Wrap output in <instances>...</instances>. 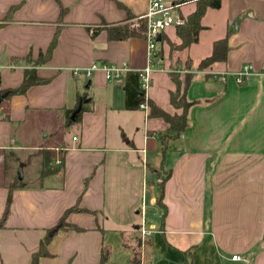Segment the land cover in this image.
I'll list each match as a JSON object with an SVG mask.
<instances>
[{
	"label": "crops",
	"instance_id": "crops-1",
	"mask_svg": "<svg viewBox=\"0 0 264 264\" xmlns=\"http://www.w3.org/2000/svg\"><path fill=\"white\" fill-rule=\"evenodd\" d=\"M16 5L0 25V264H31L46 236L48 256L37 264H99L102 254L103 264H264V0H220L202 18L198 41L183 50H169V42L179 43L175 28L161 34L167 53L145 99L179 112L170 106L174 85L166 74L174 63L190 68L185 98L194 103L184 133L166 140L165 151L160 137L172 135L168 126L148 117V105L127 110L121 82L103 71L145 67L143 39L108 41L104 28L143 15L148 0H0V23ZM57 30L50 59L34 66ZM226 35L225 62L198 69ZM92 63L98 70L82 74ZM246 65L253 70L240 85L214 78ZM29 69L48 81L7 99ZM76 95L85 105L91 100L90 110L66 126ZM42 150L62 162L60 172L41 177ZM33 158L31 182L22 173L4 216L13 170L32 168ZM149 208L158 221L144 229ZM62 217L80 231L59 229ZM141 229L149 235L137 248Z\"/></svg>",
	"mask_w": 264,
	"mask_h": 264
},
{
	"label": "trees",
	"instance_id": "trees-1",
	"mask_svg": "<svg viewBox=\"0 0 264 264\" xmlns=\"http://www.w3.org/2000/svg\"><path fill=\"white\" fill-rule=\"evenodd\" d=\"M194 4H195L194 10L185 17L184 24L175 28V35L179 40V43L173 47L175 50H183L189 47L191 44H194L198 41L199 33L203 29L201 25L202 18L204 17L207 9L219 8L220 0H195ZM19 7L20 5L12 6L7 11L3 19L1 20L0 25H2L4 22L11 21L13 13ZM64 12L65 10L60 6V13H59L58 21H61V16ZM132 18L133 17H131L130 15L128 16V20ZM104 30L106 32V37L108 41H124L128 39H133V38L144 39L146 25L143 20L139 21L138 27H131L129 23L123 22V23L110 25L104 28ZM92 32H93L92 36H94L95 32L94 31ZM58 34H59V30H57L56 33L54 34L50 42V45L48 46L45 53L43 54L40 53L34 61H31V63L34 66L44 64L50 59L51 53L56 44ZM227 35L224 38L219 39L213 43L211 54L208 57L202 59L198 63V69L200 70L205 69L215 62H225L226 54L228 52ZM158 52L160 54L161 49H159ZM137 73L138 72L136 71H129L125 73V75L122 78L121 86L124 92L125 108L130 111L137 110L140 104L146 103L149 108L148 117L158 118L162 120L168 126L167 132H170L172 135H163L160 137V141L162 145H164L162 150L165 151L166 150L165 148L166 140L172 139V138L173 139L179 138L180 135L184 133L187 127V124H188L187 123V112L194 103L188 102L186 100L185 91L189 85L190 78L192 75L190 73H187L183 75V78H181L178 74H175V73L170 72L168 74L170 81L174 85V90L169 92V103H170V106L175 111L176 110L179 111L178 113L168 114L164 112L163 110H161L153 101L145 99L144 93L139 88V80H138ZM47 81H48L47 79L39 78L36 75V72L34 69L25 70L20 86L16 89L9 90L6 98L8 99L9 97L13 95L24 94L29 87L33 85L44 84ZM85 99H86L85 96L76 95L75 107L72 110L66 111V115H65L66 117L65 125L66 126H70L71 124L79 121L82 113L90 110L89 104H91L90 103L91 100H89V103L85 105L84 104ZM78 108H80L79 112L74 116L73 119H71L73 113ZM39 153L42 156L41 177L46 176L51 173L60 172L62 170V164H61L62 162L60 161V164L52 163V160L50 156L48 155L49 154L48 151L42 150V151H39ZM20 186H23V183L22 181H18L17 178L14 179L13 183L7 186L9 190V194L7 196L4 216L8 210L11 189L14 187H20ZM162 192L160 193V197L157 199L156 202L158 205L161 206L163 210V217H164L165 206L161 204V199L163 197ZM73 210H77V209L75 208L68 209L64 213V216ZM58 228L65 229V230L80 231V229L75 226L65 224L64 217L61 218V221L58 224ZM48 242H49V237L47 236L40 242L38 251L32 255L31 264H37L38 258L48 256V253L46 251V246ZM105 260H106V256L105 254H102L99 264H103Z\"/></svg>",
	"mask_w": 264,
	"mask_h": 264
},
{
	"label": "built area",
	"instance_id": "built-area-1",
	"mask_svg": "<svg viewBox=\"0 0 264 264\" xmlns=\"http://www.w3.org/2000/svg\"><path fill=\"white\" fill-rule=\"evenodd\" d=\"M180 6L181 4L177 2L167 3L165 0H148L146 12L143 15L128 21L131 27H138L139 21L141 20H143L146 25L143 40L146 45L147 61L144 68L136 71L138 72L139 88L144 95L151 84L152 73L162 68L159 60L158 49L156 48L158 37H160L167 29L176 28L183 25L185 22V18L178 11ZM96 70H98L97 66L92 63L88 68L83 69L81 73L85 76H90ZM252 70L253 67L251 65H246L237 73L230 75L227 73H216L214 78L221 82H226L227 79L231 77L235 84L240 85L247 79L248 73ZM103 71L105 73L106 80L120 83L125 73L131 70L126 69L123 64L122 67L105 66L103 67ZM168 72L174 73L173 71ZM73 74L76 75L77 71H74ZM139 108L147 109V104L142 103L139 105ZM140 233L141 240L145 239L149 235V233L144 229H141ZM232 259L238 260L239 257L234 255L232 256Z\"/></svg>",
	"mask_w": 264,
	"mask_h": 264
},
{
	"label": "rangeland",
	"instance_id": "rangeland-1",
	"mask_svg": "<svg viewBox=\"0 0 264 264\" xmlns=\"http://www.w3.org/2000/svg\"><path fill=\"white\" fill-rule=\"evenodd\" d=\"M169 1V0H168ZM177 3H180L181 4V6H180V8L178 9V11L179 10H181V8H182V6H184V5H186V4H189V3H192V2H195V0H177L176 1ZM179 13H180V11H179ZM204 43H205V46L207 45V41H208V38H207V36L204 38ZM168 45H169V50L170 51H175V49L173 48L175 45H177L176 43H171V42H169L168 43ZM156 48L159 50V49H161V42H158L157 44H156ZM159 53V52H158ZM166 53L167 52H164L162 49H161V52H160V54H159V57L162 59V58H165L166 57ZM161 62V61H160ZM173 65H171V63H169V69L167 68V70L168 71H173L175 74H178L181 78H183V75H185V74H187V73H190L189 72V69L190 68H188L187 67V65H182V68H180V69H175L174 68V63H172ZM162 65V64H161ZM164 67V66H163ZM163 69V68H162ZM168 71H166V74L168 73ZM83 92H85V93H87V94H90L89 96H92L91 95V92L89 91V90H84ZM172 144H174V143H172L171 142V145ZM172 148V147H171ZM31 166H32V168H25L23 171H22V173H23V180H24V182H31V173L33 174L34 173V171H33V169L34 168H36L38 165H37V161H36V159L35 158H33L32 159V164H31ZM18 168L19 167H15L14 168V170H13V172H14V174L16 175L17 174V171H18ZM27 169V170H26ZM154 183H153V186H155V189H157V191H158V193L160 192V185H158V184H156L155 183V181H153ZM27 184H29V183H27ZM154 209H147V215H146V219H147V224H145L143 227H144V229H147V226H148V223H149V221L150 222H152L154 219L155 220H157L158 219V217H155L154 216ZM158 221V220H157ZM145 239H143V240H141V238H139L138 239V243L137 244H133L134 245V247H137V248H139L140 246H141V243L144 241Z\"/></svg>",
	"mask_w": 264,
	"mask_h": 264
},
{
	"label": "water",
	"instance_id": "water-1",
	"mask_svg": "<svg viewBox=\"0 0 264 264\" xmlns=\"http://www.w3.org/2000/svg\"><path fill=\"white\" fill-rule=\"evenodd\" d=\"M237 22H238V20L235 21V26H236V23H237ZM235 26H234V28L236 29ZM159 40H160V37H158L157 41H159ZM86 87L88 88V83L86 84ZM4 96H5V95H4ZM1 98H2V96H0V100H1ZM79 110H80V108H78V109L73 113L71 119L74 118V116L79 112ZM17 179H18L19 181L22 180V167H19V168H18V171H17Z\"/></svg>",
	"mask_w": 264,
	"mask_h": 264
}]
</instances>
